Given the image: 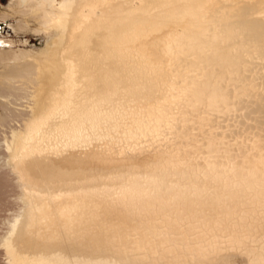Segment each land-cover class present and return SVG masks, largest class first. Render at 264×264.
<instances>
[{"label": "bare ground", "instance_id": "obj_1", "mask_svg": "<svg viewBox=\"0 0 264 264\" xmlns=\"http://www.w3.org/2000/svg\"><path fill=\"white\" fill-rule=\"evenodd\" d=\"M18 3L57 32L2 140L7 264H264V0Z\"/></svg>", "mask_w": 264, "mask_h": 264}, {"label": "rangeland", "instance_id": "obj_2", "mask_svg": "<svg viewBox=\"0 0 264 264\" xmlns=\"http://www.w3.org/2000/svg\"><path fill=\"white\" fill-rule=\"evenodd\" d=\"M44 22L41 17V11L32 8L31 4L20 5L18 0H0V84L4 83L7 85L10 83V86L17 88V92L12 91L14 96L11 94L6 100L4 97H0V166L2 163L4 165V157L7 155V152L4 151L5 148L1 149V147H5L4 144L2 146V140L5 142L6 138L10 139L7 134L11 135L13 128L18 129L21 127L22 120L29 115L30 111H32L31 109L35 106L36 100L41 95L38 94V96L37 93L41 91L43 85L42 92H45L51 80L48 74H45V71H41L45 70V65L42 64L39 67L38 59L56 48L53 42L56 38L57 27L54 22L48 25L44 24ZM21 50L26 52H21ZM26 65H33V67L39 68V71H37L39 75H35V80L38 78V81H40L38 86H35V82L38 83L37 80L30 82L21 75V71ZM34 87L38 88V91ZM29 91L33 95H27ZM17 191L13 176L9 175L6 170H0V200H2L0 203V264H7V258L3 254L5 247H2L1 236H3V232L5 233L4 230L8 228L7 223L4 222L7 221L6 218L8 217L10 221L13 218L11 216L19 210L18 204L20 205V202L17 199L19 191ZM8 196L12 197V199H8ZM5 208L13 211H8Z\"/></svg>", "mask_w": 264, "mask_h": 264}]
</instances>
